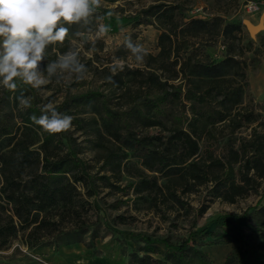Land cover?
I'll list each match as a JSON object with an SVG mask.
<instances>
[{"label": "trees", "instance_id": "16d2710c", "mask_svg": "<svg viewBox=\"0 0 264 264\" xmlns=\"http://www.w3.org/2000/svg\"><path fill=\"white\" fill-rule=\"evenodd\" d=\"M169 1L143 12L154 17L162 30L160 53L157 57L148 55L152 64L143 70H130L128 76L118 73L114 83L108 81L119 92L113 95L118 104H113L112 95L89 91L70 97L69 103L58 107V111L74 117V130L52 135L44 132L30 119L40 115L43 105L36 90L23 85L16 92L3 89L0 250L19 237L29 249L80 243L94 248L99 236L94 230L89 242L84 239L91 224L80 218V211L87 210L79 204L82 193L78 185L86 190L87 197L96 195L95 176L71 144L73 131L91 137L100 153L101 168L111 174L101 176V180L106 179L110 188L120 189L122 175H129L136 180L134 194L149 208L156 209L160 202L183 208L185 196L209 184L212 194L229 204L259 193L264 183V131L251 127L248 136L233 138L236 131L254 122L252 115L241 114L247 85L242 53L239 58L230 54L220 62L186 55L192 39L204 35L227 38L234 31L242 37L243 27L241 23L227 24L220 29L221 18L212 22L195 18L182 24L176 20L182 16L180 4L174 3L179 0ZM261 43L264 45V37ZM21 90L33 97L29 109L19 107ZM86 115L90 117H82ZM152 129L158 131L150 133ZM225 129H229L228 134ZM225 138L223 150L216 152V145ZM130 158L137 159L138 166L130 163ZM252 210L251 217H241L263 233L264 206ZM131 235L143 246L130 254L129 264H214L204 251L209 230L199 234L202 240L191 235L179 244L143 233ZM246 237L241 241L245 250L230 255L225 264H264V252L251 246Z\"/></svg>", "mask_w": 264, "mask_h": 264}, {"label": "rangeland", "instance_id": "374dc122", "mask_svg": "<svg viewBox=\"0 0 264 264\" xmlns=\"http://www.w3.org/2000/svg\"><path fill=\"white\" fill-rule=\"evenodd\" d=\"M250 0H179L174 3L180 4L182 16H178L177 21L188 24L192 19H202L212 22L215 18H221V28L227 24H239L243 27L242 37L238 31H234L230 37L222 35L200 36L192 39L186 55H194L200 59H208L220 62L230 54L239 58L242 53V60L246 61L247 85L241 107L242 117L252 115L254 122L249 126L235 132L233 138L246 137L251 132V127L257 128L259 132L264 131V45L261 37H264L262 30L255 38H252L243 25L244 19L250 20L257 25L264 14V0H255L261 7V12L249 14L245 10L246 3ZM171 1L165 0H102L103 6L98 10L100 20L93 18L92 27L95 29L97 23L109 26L110 31L100 39H97L93 48L90 42L83 44L81 61L88 68L87 78L83 81L72 82L70 84L58 85L53 83L47 85L43 91L37 92L42 104L49 101L54 102L57 107L61 106L70 97L89 91L103 92L112 95L113 104H118V98L113 97L118 94L109 85L106 77L110 76L109 65L114 57H120L126 62L122 73L129 75L128 71L144 69L148 63L152 64L148 55L157 57L160 53L159 37L162 33L160 24L152 16H147L143 12L149 7ZM111 12V15L108 13ZM176 22V21H175ZM165 25V24H164ZM79 26L72 25L70 33H74ZM83 30V29H80ZM127 36H131L134 42L142 44L148 51V55L141 64L128 61V52L123 46V41ZM74 38L69 37L63 45H57L48 49L47 59L42 64L44 67L48 61L55 60L57 55L67 51L73 43ZM79 43V38H75ZM251 42V43H250ZM130 64L131 66H127ZM169 73V71H168ZM3 88H0V96ZM66 103V104H67ZM65 105V104H64ZM189 110V108H187ZM64 113V110H62ZM90 117V115L82 116ZM239 119V117H238ZM71 130H74L73 127ZM158 130H149L156 133ZM229 129H225L228 134ZM71 144L79 158L87 164L90 173L95 176L96 195L87 197L86 190L78 185L82 193L80 206L86 207L84 213L80 211V218L89 221V234L85 236L89 242L90 234L96 230L99 238L96 239L94 248L88 249L84 243L72 246L43 247L29 249L21 237L12 242L6 249L0 250V264H111L109 257H114L120 263L129 264L130 254L143 243H135L132 233H143L152 238L168 239L172 244H179L183 240L193 236V239L202 240L199 234L208 231L211 225L218 222L223 217L253 215L252 208L264 206V199L261 194L264 191V183L259 188V193H251L248 197L239 199L235 204H229L215 197L211 190L212 185L199 188L198 192L184 197L185 206L179 208L171 202H160L158 207L149 208V204L139 199L133 192V183L136 180L123 174L120 189L108 187L107 180H101V176H110L107 171L101 168L103 163L100 159L99 151L91 143V137L81 131H73ZM227 139L216 146L221 152ZM239 141V140H238ZM67 141L64 140V143ZM239 144V142H237ZM67 148V146L65 145ZM65 149V148H64ZM129 162L138 166L139 162L135 158H130ZM115 179L111 178V182ZM204 210V213L202 211ZM94 224V225H93ZM250 231L246 233V241L259 252H264V231H256V225L249 224ZM159 246L167 251L165 245ZM65 252H71L70 258L64 259ZM74 252V253H73ZM75 252L80 255L74 256ZM81 257V258H80ZM159 258L160 256L155 255ZM76 258L75 260H73ZM72 259V260H71ZM109 262V263H108Z\"/></svg>", "mask_w": 264, "mask_h": 264}, {"label": "clouds", "instance_id": "9594fccd", "mask_svg": "<svg viewBox=\"0 0 264 264\" xmlns=\"http://www.w3.org/2000/svg\"><path fill=\"white\" fill-rule=\"evenodd\" d=\"M102 6V0H0V88L16 92L23 85L41 92L53 81L63 85L86 79L88 68L81 61L83 44L90 42L94 48L96 40L110 31L103 23L92 27L93 18L100 20L98 10ZM72 25L79 26L74 33H70ZM70 36L74 40L68 50L42 67L48 49L63 45ZM123 46L128 61L136 64L143 63L148 55L147 49L131 36L124 39ZM125 66L122 58L114 57L107 81L114 83V76ZM17 99L21 110L32 107L33 97L25 96L23 90ZM30 119L52 135L69 131L74 117L58 111L57 105L49 101L41 106L39 116L34 114Z\"/></svg>", "mask_w": 264, "mask_h": 264}, {"label": "crops", "instance_id": "0c3cea01", "mask_svg": "<svg viewBox=\"0 0 264 264\" xmlns=\"http://www.w3.org/2000/svg\"><path fill=\"white\" fill-rule=\"evenodd\" d=\"M247 231H250L249 223L240 215L223 217L211 225L204 251L214 264H225L230 255L245 250L241 241Z\"/></svg>", "mask_w": 264, "mask_h": 264}, {"label": "water", "instance_id": "95a60500", "mask_svg": "<svg viewBox=\"0 0 264 264\" xmlns=\"http://www.w3.org/2000/svg\"><path fill=\"white\" fill-rule=\"evenodd\" d=\"M243 25L246 27L248 30L250 36L252 38H255L257 34H259L262 30H264V14L262 15L260 22L255 25L253 24L250 20L244 19L242 21Z\"/></svg>", "mask_w": 264, "mask_h": 264}, {"label": "built area", "instance_id": "2783aa9c", "mask_svg": "<svg viewBox=\"0 0 264 264\" xmlns=\"http://www.w3.org/2000/svg\"><path fill=\"white\" fill-rule=\"evenodd\" d=\"M245 10L249 14H258L261 12L259 3L255 0H250L246 3Z\"/></svg>", "mask_w": 264, "mask_h": 264}, {"label": "bare ground", "instance_id": "6f19581e", "mask_svg": "<svg viewBox=\"0 0 264 264\" xmlns=\"http://www.w3.org/2000/svg\"><path fill=\"white\" fill-rule=\"evenodd\" d=\"M74 253V252H73ZM70 254H71V252H65V255L64 256H62L64 259L66 258V259H68V258H70ZM80 254L79 253H77V252H75V254H74V256H72V257H78ZM76 258H74L73 260H75ZM81 258V257H80ZM72 260V259H71ZM76 261V260H75ZM108 261L111 263V264H119L120 262L117 260V259H115L114 257H109L108 258ZM86 262L87 261H85V262H78V264H86ZM108 262V263H109Z\"/></svg>", "mask_w": 264, "mask_h": 264}]
</instances>
